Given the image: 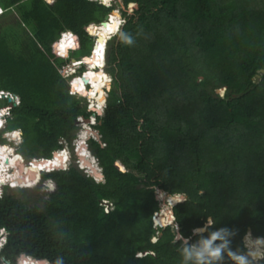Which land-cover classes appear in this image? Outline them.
Listing matches in <instances>:
<instances>
[{
	"label": "trees",
	"instance_id": "1",
	"mask_svg": "<svg viewBox=\"0 0 264 264\" xmlns=\"http://www.w3.org/2000/svg\"><path fill=\"white\" fill-rule=\"evenodd\" d=\"M123 2V22L107 47L112 87L95 126L101 143L87 144L104 181L71 166L44 173L55 186L33 203L6 192L1 257L11 264L22 254L52 264H181L184 242L173 243L175 225L196 241L192 230L207 216L228 230L234 254L246 252L249 228L264 237V0ZM0 8V92L20 98L5 130L21 132L27 160L51 159L61 139L76 138L77 119L92 116L60 70L91 55L90 25L115 8L92 0H0ZM99 29L85 59L88 73L76 79L92 85L90 100L105 99L111 81L90 70L104 64L108 40ZM66 31L74 42L69 49L72 35L64 37V57L53 46ZM156 188L187 196L172 209L175 225L158 230ZM105 201L113 207L108 213ZM33 258L20 263L47 264ZM217 264L233 262L225 252Z\"/></svg>",
	"mask_w": 264,
	"mask_h": 264
},
{
	"label": "clouds",
	"instance_id": "2",
	"mask_svg": "<svg viewBox=\"0 0 264 264\" xmlns=\"http://www.w3.org/2000/svg\"><path fill=\"white\" fill-rule=\"evenodd\" d=\"M48 3H52L54 0H46ZM94 1V0H92ZM98 3L106 6V7H112V6H109L107 3H104L102 0H97ZM115 11V9L113 10ZM3 9L0 8V16H2L3 14ZM112 13V12H111ZM108 14V15H111ZM119 18V16H118ZM123 22V21H122ZM101 24V23H100ZM98 24V25H100ZM122 24V23H121ZM96 26L97 24H92L90 25V33H91V36L92 35V27L93 26ZM97 25V26H98ZM121 25H119L118 27V30L116 32L119 31V28H120ZM68 35H72V38L69 37ZM123 35V33H120V36ZM68 36V39L71 41L70 42V47L69 49L72 47L73 45V42H74V34L71 32V31H66L64 33L61 34L58 42L56 43V45L54 44V49L56 50V54L57 55H61V56H64L66 57L68 52H69V49L67 50V53L65 55H63L61 53V44H62V41L64 39V37ZM94 37V42H93V49L91 51V53L93 52L94 53V49L96 48V43H97V39H96V35L93 36ZM125 42L131 44L132 43V39L131 37H125L124 38ZM109 42V41H108ZM105 52H106V48H105ZM91 55L85 59H88L90 58ZM104 57H105V54H104ZM85 59H80V60H77L75 59V62H72V59L70 60V64L63 67V68H68V67H72V69H75L74 72H72L70 75H68V77H65L66 75H62L64 76L65 79L68 80V82L70 83V85L75 89L77 90V92L80 94H83L85 97H87L88 101H87V109L88 111L92 112V116H90L88 119H84V121L86 122V124H88V127L91 128L90 131H94L96 132V137H92L91 134L89 136V140H96L98 141L99 143H101V135L99 134V131L97 129H95V126L97 125V117H101L103 116L104 114V110L106 108V103H107V97H108V93L111 89V85H110V88L107 89L106 87L103 88L105 94H106V100L105 102L103 103V105H105V108L103 109L102 107L103 106H99L98 102H97V99H92L90 100L89 98V91L91 89V84L89 83H85L84 87H85V91H79L78 89L75 88L74 86V82L76 79H79L80 77H83L85 76V74L88 73V70H89V67H88V64L85 63ZM105 63H106V58H105ZM86 66V70H83V67ZM105 67V66H104ZM61 68V69H63ZM76 69H78V73H76ZM104 69V68H103ZM99 70V69H97ZM111 77V76H110ZM101 79L102 80H107L108 77L106 75H103L101 76ZM110 84L112 82V77L110 78ZM225 89V88H224ZM225 91V90H224ZM5 95L7 93L5 92H0V100L1 99H5L4 101L0 102V111H4L7 107H9L10 103L7 101L6 98H2L1 95ZM10 95H13L11 93H8ZM6 97H11L9 95H5ZM15 97H18L16 95H13ZM12 98V97H11ZM19 98V97H18ZM13 99V98H12ZM20 99V98H19ZM5 102H7V105L5 104ZM13 102V101H12ZM11 102V103H12ZM11 107V105H10ZM17 107V106H16ZM13 108V107H12ZM98 108H101L103 110H101V114H99L98 112ZM12 110V109H11ZM11 116V111H10V115L6 116V117H3V118H0L1 122H2V128H0V133H4V132H7L5 129H6V124H7V120L8 118ZM80 118V117H79ZM86 120H89V122H87ZM78 124H81L78 119H77V123L76 125ZM82 128H81V132L78 133L76 135V138L71 142V144L74 142V145H72L74 147V155L76 156L77 158V145L75 144V140H79V138L81 137V133L84 131V127H83V124H81ZM13 132H16V131H11L9 133H13ZM20 132V131H19ZM21 133V132H20ZM98 135V136H97ZM22 136V134H21ZM23 140V138H22ZM61 141H65L63 139L60 140V145H61V148H59L58 150L54 151V153L56 152H59V151H68L66 150V148H64L63 144L64 143H68V142H64V143H61ZM23 143V142H22ZM8 145L9 146H12L14 148H16V151L15 152H12L10 155H21V157L23 158L24 162L26 165H31L32 161L34 160H52L53 159V154H52V158L51 159H45V158H39V159H33V160H27L25 158L24 155H22L20 152H19V148L20 146L16 147V145H14L13 142L9 143L6 139V143H0V146L1 145ZM103 145V144H102ZM88 150L89 148L86 147ZM1 149V148H0ZM2 151V150H1ZM0 151V152H1ZM89 152L92 154V152L89 150ZM9 155V156H10ZM69 155V153H68ZM93 155V154H92ZM94 156V155H93ZM94 158H96L94 156ZM70 159V158H69ZM97 159V158H96ZM95 159V160H96ZM22 160V161H23ZM29 161V162H27ZM77 162H79L78 158H77ZM7 163V161H6ZM9 163V162H8ZM96 163H97V166L99 167V172L102 173V168L100 167L99 165V162H98V159L96 160ZM80 168V169H79ZM79 170H82L87 176L89 177H92L96 182H102L104 181V178L103 179H99L97 177H95L94 175H92V173H90L87 169H83L82 166H79ZM68 168H65V169H59V168H56L55 170H62V171H65V170H68ZM54 171V170H52ZM87 171V172H85ZM46 172V171H44ZM51 172V171H50ZM46 173H49L48 171ZM103 175V174H102ZM0 180L2 181V178L0 177ZM49 181H52V180H49ZM9 182V181H7ZM55 184V183H54ZM13 187L15 188H11V186L8 184V185H3L2 187H0V193L2 194V197L4 196V194L8 191H13L14 189H19L21 187H17L15 185H13ZM48 188V187H47ZM24 189H30V188H24ZM182 195H174L172 197V199H174L177 203H182L184 202L183 201V197H181ZM170 197V196H168ZM1 199V198H0ZM106 202V201H105ZM109 203V202H108ZM159 212H157L158 214ZM155 215V214H154ZM154 217L153 216V219L152 221L154 222V228L155 229H163V227H160L158 225L155 224V221H154ZM174 222H175V217H174ZM172 224V223H171ZM171 226V225H169ZM174 231L177 233L175 239L173 240V243H176L177 241H183L184 242V247H183V261L181 262V264H187L188 261H191L194 259V264H217L218 261L221 260L222 258V255L226 252L227 253V256L229 257V259L233 262V264H254V260L256 259L253 254L251 252L248 253V255H237V254H234L232 251L229 250V243L228 241L225 239V237L229 234L228 230L225 229V228H216V222L212 219V217L210 216H207L206 219H205V223L203 225H201L200 227H197V228H194L192 230V235L198 237V239L196 241H192L191 240V237H185L181 232H180V229H179V225H176L174 227ZM156 238V237H154ZM153 238V239H154ZM251 238V233H246L245 234V237H244V240H245V246L247 247V241ZM157 239V238H156ZM157 241V240H156ZM155 241V242H156ZM7 242H8V232L6 229H0V258H1V264H7V261L5 258H2L1 257V252L3 251V249L6 247L7 245ZM154 242V243H155ZM256 242L258 245H260L261 247H264V237H257L256 238ZM27 257V258H33V257H30V256H27L25 254H22L20 255V257L18 258L17 260V263L16 264H21L20 263V260L21 258L23 257ZM34 260H37L35 258H33ZM37 261H44L45 263L47 264H52L50 263L48 260H37ZM10 263V262H9ZM11 264V263H10ZM57 264H60L59 261H57Z\"/></svg>",
	"mask_w": 264,
	"mask_h": 264
},
{
	"label": "rangeland",
	"instance_id": "3",
	"mask_svg": "<svg viewBox=\"0 0 264 264\" xmlns=\"http://www.w3.org/2000/svg\"><path fill=\"white\" fill-rule=\"evenodd\" d=\"M94 1H97V0H94ZM104 3H107L109 6H112V7H114L115 8V11H117L118 13H119V18H118V25H117V27H116V30L114 31V33H112L110 36H109V39H106L105 38V40H108V41H111L113 38H114V36L117 34V30H118V27H119V25H121V23H122V21H123V16H122V10H124L125 9V7H124V2H123V0H102ZM134 7H135V4H130V5H128V7H127V11H128V13H132L133 12V9H134ZM93 37V36H92ZM93 40H94V37H93ZM108 41H107V43L105 44V48H106V52H105V57L103 56L102 58H104V64H103V66L102 67H100V68H98V67H96L95 66V68H92L91 67V71H94L96 74H99V76H101V75H103V74H107L108 76H109V78H111L110 76V74L107 72V47H108ZM100 52V51H99ZM101 55V54H100ZM105 58H106V63H105ZM105 66V67H104ZM104 68V69H103ZM97 69H99V70H97ZM75 70V69H74ZM63 71V70H62ZM76 73H78V69H76ZM70 75V74H69ZM98 76V77H99ZM65 77H68V75H66ZM98 77H96V79L98 78ZM76 85H78V86H84L85 85V83L86 82H84V84H81V82L80 81H78V80H75V82H74ZM111 87H112V82H111ZM110 85H109V87L107 88V89H109L110 88ZM105 93V92H104ZM220 93L223 95L224 93H225V91H224V89L223 90H221L220 91ZM90 94V91H89V93H88V95ZM79 96L80 97H83V98H85V101H86V103H87V101H88V99H87V97H85L83 94H79ZM105 100H106V94H105ZM1 107V106H0ZM99 114H101V113H99ZM77 127H78V132H77V134L78 133H80L81 132V128H82V126H81V124H78L77 125ZM93 133V135H94V131L92 132ZM0 134H2V133H0ZM95 136V138H97L96 137V134L94 135ZM80 139V138H79ZM89 140V139H88ZM88 140L87 141H85L84 143H82V145H78L77 144V148L78 149H80L79 147H82V148H84V149H86L87 150V144H88ZM65 142V141H64ZM63 142V143H64ZM72 145H74V142L72 143V144H69V143H64L63 144V146H64V148H66V150H68V151H65V155L67 156L68 154L67 153H69V160H68V162L67 163H64V164H59V166H51V168H53V167H55V169L56 168H58V167H61V166H63V168L62 169H65V168H68V167H71V166H76L77 168H79V166H82L83 167V165H82V163H81V161L80 162H77V158H76V156L74 155V147L72 146ZM17 147V146H16ZM79 152H80V150H79ZM19 155V154H18ZM21 156V155H20ZM23 159V158H22ZM24 161V160H23ZM27 162H29V161H27ZM25 163V162H24ZM25 166H26V168H28L29 169V173L27 174V176H26V179H25V181H23V182H18V181H16V182H18V183H22L25 187H28V188H30V189H24V188H19V189H14L13 191H11L12 193H14L17 197L19 196V198H23V197H25L26 199H28L31 203H33V202H35L37 199H38V197L40 196H42V193L44 192V190H45V188L47 187L46 185H47V183L49 182V180H44L43 178H42V175L44 174V173H46V172H44L45 170L44 169H42V165H40V166H35L33 163H31V165H26L25 164ZM85 167V166H84ZM50 169V168H49ZM59 169H61V168H59ZM80 169V168H79ZM85 172H87V171H85ZM90 176V175H89ZM30 186V187H29ZM159 189H156V198H157V200H158V202H159V207H160V210H159V213H158V217L156 218V222H158L160 225H161V227H163V229L165 228V227H167V226H169V225H171V226H173V225H175V223L173 222V221H171L170 220V222L169 223H165V222H162L160 219V217H161V214H162V211H163V209L164 208H168L169 207V209H170V211L173 209V207L175 206V205H177V204H179V203H174V204H171L170 206H169V204L167 203V205H166V200H162V197H161V195H163V197H165L166 199H167V197H168V195L166 194V193H164L163 192V194L162 193H159V191H158ZM182 197L184 198H186L187 196H185V195H182ZM183 201H184V199H183ZM169 211V213H170V215H171V217H172V214H171V212ZM155 216V215H154ZM172 223V224H171ZM153 225H154V222H153ZM176 226V225H175ZM155 240L156 239H153L152 238V242H155ZM258 259V258H257Z\"/></svg>",
	"mask_w": 264,
	"mask_h": 264
},
{
	"label": "bare ground",
	"instance_id": "4",
	"mask_svg": "<svg viewBox=\"0 0 264 264\" xmlns=\"http://www.w3.org/2000/svg\"><path fill=\"white\" fill-rule=\"evenodd\" d=\"M117 25H118V16L111 14L109 17L108 23L101 26L100 29L98 30V35L104 39L105 38L109 39V36L112 33H114V31L116 30ZM93 33H94V31H93ZM96 38H97V36H96ZM67 41H70V40L67 38ZM98 50H99V47H98ZM104 54H105V47L103 49V53H101L102 57L104 56ZM85 76H84V78H85ZM96 99H97L99 106L100 107L103 106L105 99L100 98V97L99 98L96 97ZM101 110H102L101 108H98L99 113H101ZM0 128H2L1 120H0ZM92 132L93 131H90L89 129H85L81 133V137H80L77 144L82 145V143H84L85 141H87L89 139L90 134H93ZM95 134H96V132H94V135ZM79 148L80 149H77L76 154H77V158H78L79 162L81 161V163L83 165V169H87L90 173H92V175L99 178V176H100L99 171L100 170H99V167L97 166V163H96L94 156L89 152L88 149L86 150L82 147H79ZM79 150H80V152H79ZM64 153H65V151H64ZM7 160H9V163H6ZM22 160H23L22 157L20 155H16V153H15V155L9 156L8 153H5V152L3 153L2 151L0 152V177L3 179L2 180L3 182H5L7 179H9V180H12L13 184L17 187L28 188V187H25L22 183H18V182L25 181L26 176L29 173L28 172L29 169L26 168L25 163ZM68 160H69V155H67V156L64 155L61 158L49 160V161H47L46 164L42 165V169H44L46 172L47 171L49 172V171L55 169V167L51 168V166H59V164L67 163ZM58 168L62 169L63 166L58 167ZM16 181H18V182H16ZM161 197H162V200H166V205H167V203L169 204V206L171 204L176 203V201L174 199H172L173 196L167 197V199L165 197H163V195H161ZM169 211H170L169 207L163 209L161 217H160L161 218L160 220L162 222L169 223L170 220L173 221V218L171 217ZM157 217L158 216L156 215L155 220ZM155 223H156V221H155ZM156 225L160 226L157 223H156ZM260 248H262V247H260Z\"/></svg>",
	"mask_w": 264,
	"mask_h": 264
},
{
	"label": "built area",
	"instance_id": "5",
	"mask_svg": "<svg viewBox=\"0 0 264 264\" xmlns=\"http://www.w3.org/2000/svg\"><path fill=\"white\" fill-rule=\"evenodd\" d=\"M63 70V71H62ZM61 71V73L63 74V75H69V74H71L72 72H74V69H72V67H68V68H63V69H61L60 70ZM5 95H9V96H11L12 98H13V102L12 103H10V105H11V107H10V105H9V107H7L4 111H0V118H3V117H6V116H8V115H10V111H11V109H12V107H16V106H19L20 105V99L18 98V97H15V96H13V95H10V94H5ZM5 99H1L0 100V102H2V101H4ZM103 109L105 108V105H103V107H102ZM102 109V110H103ZM78 121L81 123V124H83V127L85 128V129H89V130H91V128H89L88 127V124H86V122L84 121V119L82 118V117H80V118H78ZM84 129V130H85ZM3 136L7 139V141L9 142V143H11V142H13L14 143V145H16L17 147L18 146H20L21 144H22V142H23V140H22V136H21V133L19 132V131H16V132H13V133H9V132H4L3 133ZM91 136L92 137H95L93 134H91ZM78 141L79 140H75V144L77 145V143H78ZM64 141H61V143H63ZM0 148H1V150H2V152L4 153H8L9 155L12 153V152H15L16 151V148H14V147H12V146H9V144L8 145H1L0 146ZM3 180V179H2ZM7 181H9V182H7ZM10 185L11 186V188H15V187H13V182H12V180H9V179H7L5 182H3V181H1L0 180V187H2L3 185ZM0 198H2V194L0 193ZM104 208H105V212L106 213H108L110 210H112L113 209V207H112V204L111 203H108V202H104ZM156 215H157V213H155V217H156ZM155 217H154V220H155ZM156 224V223H155ZM154 239H156V238H154ZM157 240V239H156ZM155 240V241H156Z\"/></svg>",
	"mask_w": 264,
	"mask_h": 264
},
{
	"label": "flooded vegetation",
	"instance_id": "6",
	"mask_svg": "<svg viewBox=\"0 0 264 264\" xmlns=\"http://www.w3.org/2000/svg\"><path fill=\"white\" fill-rule=\"evenodd\" d=\"M247 233H251V238L247 241V247L245 246V240L243 238V245L246 250L243 255H248V253L251 252L256 258L254 264H264V247L260 248L261 246L256 243L257 237L254 236L251 228L248 229Z\"/></svg>",
	"mask_w": 264,
	"mask_h": 264
},
{
	"label": "water",
	"instance_id": "7",
	"mask_svg": "<svg viewBox=\"0 0 264 264\" xmlns=\"http://www.w3.org/2000/svg\"><path fill=\"white\" fill-rule=\"evenodd\" d=\"M111 14H114V15H116V16H119V13L117 12V11H112V13ZM109 17H110V15H106L105 16V18H104V21L100 24V25H94L93 27H92V30H93V28H95V29H97V28H100V26H103L104 24H106V23H108V20H109ZM92 35L93 36H95L94 35V33H93V31H92ZM93 56V52L91 53V57ZM72 62H75V59H72ZM264 73V71L262 70L261 71V74H263ZM258 77H260V76H258ZM224 90H226V89H224ZM2 96V98H6L7 99V101L9 102V103H11L12 101H13V99L11 98V97H6L4 94L3 95H1ZM87 122H89V120H86ZM98 136V135H97ZM0 151H1V149H0ZM54 155H55V153L53 154V157H54ZM96 159V158H95ZM97 160V159H96ZM9 162V160H7V163ZM96 177V176H95ZM98 178V177H97ZM104 177H103V175H102V173H100V176H99V179H103ZM48 188H50V189H53L54 188V186H55V184H54V182L53 181H49L48 183H47V185H46ZM156 189H158V188H156ZM159 191V193H163L161 190H158ZM187 200V198H185L184 197V201H186ZM171 212V214H172V216H173V222H174V214H173V210H171L170 211ZM42 262V261H41ZM44 262V261H43ZM7 264H10L9 262H7Z\"/></svg>",
	"mask_w": 264,
	"mask_h": 264
}]
</instances>
